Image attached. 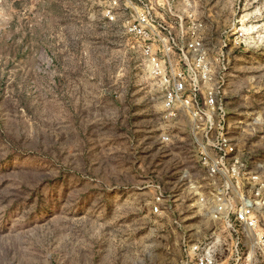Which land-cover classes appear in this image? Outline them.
<instances>
[{
	"label": "rangeland",
	"instance_id": "374dc122",
	"mask_svg": "<svg viewBox=\"0 0 264 264\" xmlns=\"http://www.w3.org/2000/svg\"><path fill=\"white\" fill-rule=\"evenodd\" d=\"M117 1L0 0V264H179L184 237L221 228L188 119L163 117L131 31L166 1ZM174 7L199 24L203 73L264 179V0ZM157 183L172 195L160 214Z\"/></svg>",
	"mask_w": 264,
	"mask_h": 264
},
{
	"label": "built area",
	"instance_id": "2783aa9c",
	"mask_svg": "<svg viewBox=\"0 0 264 264\" xmlns=\"http://www.w3.org/2000/svg\"><path fill=\"white\" fill-rule=\"evenodd\" d=\"M165 1L157 13L143 16L146 26L131 31L142 35L143 61L162 88L163 117L188 119L198 160L211 179L206 190L197 191L199 200L203 205V193L210 194L206 208L221 224L203 239L184 237L179 264H264V228L258 218L264 207V179L238 155L230 129L231 111L218 98L216 87L209 86L211 77L203 73L206 63L199 24L176 11L178 0ZM220 79L225 81V77ZM160 138L170 140L166 133ZM154 186L151 209L160 214L163 206L172 208L166 205L172 195L160 183Z\"/></svg>",
	"mask_w": 264,
	"mask_h": 264
}]
</instances>
